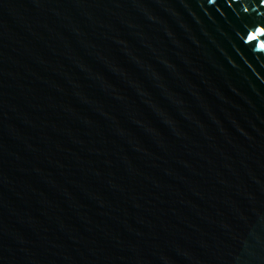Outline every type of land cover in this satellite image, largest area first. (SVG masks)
<instances>
[{
  "label": "water",
  "instance_id": "1",
  "mask_svg": "<svg viewBox=\"0 0 264 264\" xmlns=\"http://www.w3.org/2000/svg\"><path fill=\"white\" fill-rule=\"evenodd\" d=\"M264 0H0V264H264Z\"/></svg>",
  "mask_w": 264,
  "mask_h": 264
},
{
  "label": "snow or ice",
  "instance_id": "2",
  "mask_svg": "<svg viewBox=\"0 0 264 264\" xmlns=\"http://www.w3.org/2000/svg\"><path fill=\"white\" fill-rule=\"evenodd\" d=\"M262 48H264V45H261Z\"/></svg>",
  "mask_w": 264,
  "mask_h": 264
}]
</instances>
